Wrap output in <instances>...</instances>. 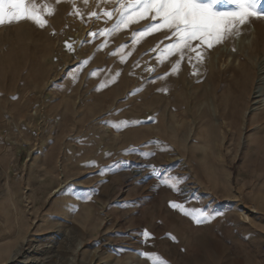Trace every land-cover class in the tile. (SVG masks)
<instances>
[{
  "label": "rangeland",
  "instance_id": "1",
  "mask_svg": "<svg viewBox=\"0 0 264 264\" xmlns=\"http://www.w3.org/2000/svg\"><path fill=\"white\" fill-rule=\"evenodd\" d=\"M133 2L37 0L53 9L44 27L8 26L0 262L6 251L8 259L0 264H264V128L255 133L249 112L264 62V18L212 48L194 41L196 51L181 56L165 52L175 42L166 29L135 35L150 17L117 27ZM113 119L136 120L126 139L139 142L137 160L122 161L115 190L80 178L66 185L62 159L49 152L65 155L82 133L107 140L113 134L101 124ZM37 161L62 186L37 206L17 205L13 196ZM90 190L99 199L89 205L70 195ZM170 203L212 218L196 224Z\"/></svg>",
  "mask_w": 264,
  "mask_h": 264
},
{
  "label": "snow or ice",
  "instance_id": "2",
  "mask_svg": "<svg viewBox=\"0 0 264 264\" xmlns=\"http://www.w3.org/2000/svg\"><path fill=\"white\" fill-rule=\"evenodd\" d=\"M224 2L234 5L235 8L231 11L216 10L221 0H134L121 12L117 27L128 20L138 21L150 17L152 23L135 35L144 37L151 32L166 29L175 37V42L169 44L165 52L174 54L178 51L183 56L184 49L196 51V48H193L194 41L200 42L197 48L202 45L212 48L238 35L239 27L250 19L264 18V12L258 10L262 0H224ZM45 12L51 15L53 9L48 5L38 4L37 0H0V26L27 20L44 27L47 23ZM89 35L94 37L96 33ZM66 47L71 49V45L66 44ZM200 56L201 53L198 52L197 58ZM170 206L179 208L196 224H202L212 218L210 214L204 212L193 216L191 212L184 211L182 205L176 203H170ZM144 235L149 236L147 232Z\"/></svg>",
  "mask_w": 264,
  "mask_h": 264
},
{
  "label": "crops",
  "instance_id": "3",
  "mask_svg": "<svg viewBox=\"0 0 264 264\" xmlns=\"http://www.w3.org/2000/svg\"><path fill=\"white\" fill-rule=\"evenodd\" d=\"M24 23L25 22L20 21L15 24H21L22 26ZM8 26L7 24L0 26V110L9 107L7 106L8 92L5 90L3 81V78L6 77L4 74V62L7 60V53H5L7 47L5 45L10 36ZM125 122L126 121H117V123H115L114 119L103 121L101 124L102 127L113 134V136L108 135L109 138L107 140L106 138L105 140H100L99 137L95 136L91 139V135L88 137V135L82 133V135L79 134L76 137L77 144H73L72 142L71 146L66 149L65 155H63L64 153L55 155L53 151L49 152V154L52 153L54 155L53 158H60L63 160L58 161L59 167L57 170H59V177L65 179L63 182H65L66 185L72 180L80 178L82 182L89 180L88 184H91V186H94L92 184L99 181L102 182L103 185H106V187L108 186L111 191L116 189L115 180L122 176V161L127 159L136 161L138 158L139 142L137 139H126L128 133L131 135L135 132L134 130H136L137 126L136 120ZM79 125L80 124H78V126ZM87 139H89L88 142H86ZM52 141H56V139H52ZM40 158H43V154L40 155ZM37 163V165L32 166L30 178L25 182L24 186L20 188L23 193L21 194L18 192L13 196L17 205H20L23 201L22 203L26 202L29 205L37 206L41 197H47L55 193V190L60 189L62 186L54 178V172H52L51 166L41 165L38 161ZM43 180H45L44 183ZM75 193L77 192H70L73 198L72 200L77 198L81 203L86 205H89L93 200L99 199L98 194L91 190L85 192V194L81 196L78 194L74 195ZM131 202L130 199L129 208H132ZM118 209L126 210L128 208L119 205ZM111 218L114 221V218ZM4 254L5 258L1 259V262L7 261L8 259V251Z\"/></svg>",
  "mask_w": 264,
  "mask_h": 264
},
{
  "label": "bare ground",
  "instance_id": "4",
  "mask_svg": "<svg viewBox=\"0 0 264 264\" xmlns=\"http://www.w3.org/2000/svg\"><path fill=\"white\" fill-rule=\"evenodd\" d=\"M84 29H85V27H81L80 28V33L77 35L80 38V42H82L83 39H84V37H83ZM243 65H245V64L242 62L240 64V66H243ZM240 66L238 67L239 69L241 68ZM257 78H258V81L257 82L255 81L254 84H253V87L251 88L252 89L251 92H252V96H253L252 97V100L254 102L252 103V106L253 107L249 110L250 113L253 112V114H255L254 117H253V120H254V126H253V128H254V131H255L256 134H257V131L259 129L262 130V128H264V62L261 63V67H260V70H259V73H258V77ZM247 115H249V113L248 112H244L243 113V118L246 119V116ZM251 123H253V121ZM101 207H103V206H101ZM245 218H246V216H245Z\"/></svg>",
  "mask_w": 264,
  "mask_h": 264
},
{
  "label": "built area",
  "instance_id": "5",
  "mask_svg": "<svg viewBox=\"0 0 264 264\" xmlns=\"http://www.w3.org/2000/svg\"><path fill=\"white\" fill-rule=\"evenodd\" d=\"M181 194L183 195V196H189V195H191L192 194V190L189 188V187H182L181 188ZM262 252L264 253V247H263V249H262Z\"/></svg>",
  "mask_w": 264,
  "mask_h": 264
}]
</instances>
